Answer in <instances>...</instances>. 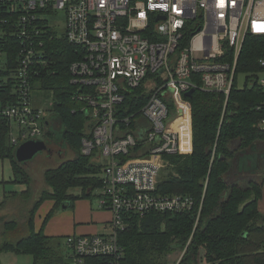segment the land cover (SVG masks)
<instances>
[{"label":"built area","instance_id":"1","mask_svg":"<svg viewBox=\"0 0 264 264\" xmlns=\"http://www.w3.org/2000/svg\"><path fill=\"white\" fill-rule=\"evenodd\" d=\"M58 11L78 56L69 67L72 96L84 102L89 118L81 152L105 160L98 205L113 213L105 233L64 237L67 264L99 256L123 264L117 232L125 212L192 209L189 196L156 193L163 155L190 142L184 93L193 88L228 99L245 36L264 39V0H0V117L15 147L45 135L51 122V112L33 103L31 79L43 63L42 26L59 32ZM15 40L21 46L8 59L2 46ZM259 63L264 68V59ZM245 84L264 88V71L251 72ZM137 88L146 101L139 114L127 115L118 106ZM257 127L264 130V118Z\"/></svg>","mask_w":264,"mask_h":264},{"label":"trees","instance_id":"2","mask_svg":"<svg viewBox=\"0 0 264 264\" xmlns=\"http://www.w3.org/2000/svg\"><path fill=\"white\" fill-rule=\"evenodd\" d=\"M42 27L45 30L40 33L43 63L37 65V73L31 79L33 93L38 90L51 93L50 119L60 128L62 148L67 150L68 147L74 156L43 171L47 187L39 193L29 211L27 235L14 242L3 241L0 251L30 254L32 264H67L68 254L60 248L63 237L43 232L54 208L46 214L38 230L34 228L35 213L46 200L53 201L56 208L67 203L72 205L78 198L98 197L95 191L101 189L104 165L81 152V140L90 134L87 133L89 118L82 109L84 102L72 96L76 86L70 81L69 67L78 58L76 49L63 32ZM193 32L189 31L187 38ZM20 46V41L15 40L10 46L2 47L8 59H16ZM227 52L226 59H232V50L227 48ZM260 59H264V39L247 34L238 55L236 74L264 71ZM9 61L12 64V60ZM141 90L129 92L118 108H126L127 115L139 114L147 98ZM184 99L191 108L192 151L163 155L164 167L158 175L156 193L189 196L193 207L184 212L150 211L143 216L125 212L122 216L125 227L117 232L123 254L121 262L168 264L167 257L179 251L182 256L173 264H264V214L258 207L264 174L260 180L249 179L246 185L228 182L235 162L238 171L258 170L257 144L264 142V130L258 128L257 123L264 118V88L249 84L238 88L235 81L226 101L221 92L200 89ZM169 107L174 115V104L170 103ZM54 130L48 127L45 133L49 151ZM15 148L9 140L8 121L0 117V159H9L12 182L27 185V189L21 191L27 199L31 195V176L25 165L16 160ZM258 155L264 160L263 151ZM75 189H80V194H74ZM16 225L14 221H7L3 227L14 229ZM106 260L107 257H92L86 259V264H106Z\"/></svg>","mask_w":264,"mask_h":264},{"label":"rangeland","instance_id":"3","mask_svg":"<svg viewBox=\"0 0 264 264\" xmlns=\"http://www.w3.org/2000/svg\"><path fill=\"white\" fill-rule=\"evenodd\" d=\"M58 18L60 19L57 22V29L60 33L63 32V20L62 11H58ZM258 73V72H257ZM249 72H238L237 73V81L236 85L238 88H242L245 84V78L249 75ZM33 103L34 105L40 106L45 109H49L52 106V95L49 91H34L33 93ZM47 116H51V114H47ZM52 129H55L52 135L51 151L43 150L37 153L31 160H29L25 167L27 168L30 176H31V195L29 198H25L21 195V191L27 189L26 184L12 182L11 180V163L9 159H0V244L5 241H16L25 235H27V226L26 220L29 217V211L36 201L39 193L45 189L47 186L45 185L43 179V171L47 167H54L60 162L72 158L74 156V152L67 147V150L62 148L63 145L60 144V128L55 120L51 119V123L49 125ZM38 139H46V136H40ZM51 143V142H50ZM237 145V144H236ZM257 151L264 152V142L257 144ZM257 152V168L258 170H245L238 171L235 165H232L230 169V173L228 175V182H237L240 185H246L249 179L260 180L262 175L264 174V160L259 158ZM100 161L103 163L105 160L100 158ZM254 161V160H253ZM247 163H254L248 161ZM250 166V164H246ZM247 166V167H248ZM252 167H248L250 169ZM258 171V172H257ZM252 172H256V175H253ZM11 191H16L18 194L14 195ZM74 194H80V189L72 190ZM95 193L99 194V191L96 190ZM89 203H91L92 210H96L99 208L98 205V197L92 196L91 199L87 198ZM69 204V203H68ZM67 205H60L53 213V215H57L59 212L71 211L72 208ZM260 208L261 212L264 214V180H263V189H262V198L260 200ZM48 212V211H47ZM47 213H45L46 215ZM7 221H14L17 223L14 229H4V223ZM56 240V238H55ZM54 242V241H53ZM55 243V242H54ZM63 252L67 250V246L64 245V237L61 239V247ZM182 256V252L177 251L167 257V263L173 264L177 263L179 258ZM0 264H32V256L30 254L25 253H15L10 250H2L0 251Z\"/></svg>","mask_w":264,"mask_h":264},{"label":"crops","instance_id":"4","mask_svg":"<svg viewBox=\"0 0 264 264\" xmlns=\"http://www.w3.org/2000/svg\"><path fill=\"white\" fill-rule=\"evenodd\" d=\"M189 115L191 117V108ZM191 151L192 139L190 138V142L188 144L182 145V150L180 153L188 154ZM11 180H13L12 168ZM259 203L258 207L260 211H262ZM68 206L72 208L71 211L59 212L55 216L53 214L51 215V217L43 227V232L45 235L65 237L71 234L91 235L97 233H105L108 231V224L113 217V213L110 210L102 208H97L96 210H92L93 208L90 209L91 203H89V200H87V198H78L72 203V205H70L69 203ZM53 208L55 211L58 207L55 208L54 202L51 200L44 201L38 207L34 216L35 230L40 229L46 216L45 213H48Z\"/></svg>","mask_w":264,"mask_h":264},{"label":"water","instance_id":"5","mask_svg":"<svg viewBox=\"0 0 264 264\" xmlns=\"http://www.w3.org/2000/svg\"><path fill=\"white\" fill-rule=\"evenodd\" d=\"M195 90L191 88L184 93L185 97H190ZM47 124V122H46ZM48 150L47 144L43 139L26 140L18 144L15 148V158L19 163L25 165L31 160L37 153ZM68 204V203H67ZM66 204V205H67ZM65 205V204H63ZM69 205V204H68Z\"/></svg>","mask_w":264,"mask_h":264},{"label":"flooded vegetation","instance_id":"6","mask_svg":"<svg viewBox=\"0 0 264 264\" xmlns=\"http://www.w3.org/2000/svg\"><path fill=\"white\" fill-rule=\"evenodd\" d=\"M50 148H48V151H49Z\"/></svg>","mask_w":264,"mask_h":264}]
</instances>
